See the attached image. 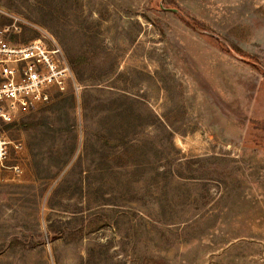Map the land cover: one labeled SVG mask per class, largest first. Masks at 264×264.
<instances>
[{
  "label": "rangeland",
  "instance_id": "obj_1",
  "mask_svg": "<svg viewBox=\"0 0 264 264\" xmlns=\"http://www.w3.org/2000/svg\"><path fill=\"white\" fill-rule=\"evenodd\" d=\"M0 8L80 84L8 127L0 264H264V0Z\"/></svg>",
  "mask_w": 264,
  "mask_h": 264
},
{
  "label": "built area",
  "instance_id": "obj_2",
  "mask_svg": "<svg viewBox=\"0 0 264 264\" xmlns=\"http://www.w3.org/2000/svg\"><path fill=\"white\" fill-rule=\"evenodd\" d=\"M2 15L8 16L5 22ZM27 28L36 34L23 40ZM79 91L76 73L56 38L47 29L0 8V169L22 172L23 144L9 138L10 125L48 104L56 94L77 95Z\"/></svg>",
  "mask_w": 264,
  "mask_h": 264
}]
</instances>
